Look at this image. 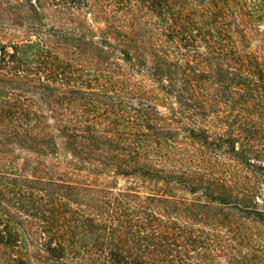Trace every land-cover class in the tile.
<instances>
[{"label":"trees","instance_id":"trees-1","mask_svg":"<svg viewBox=\"0 0 264 264\" xmlns=\"http://www.w3.org/2000/svg\"><path fill=\"white\" fill-rule=\"evenodd\" d=\"M0 264H264V0H0Z\"/></svg>","mask_w":264,"mask_h":264}]
</instances>
